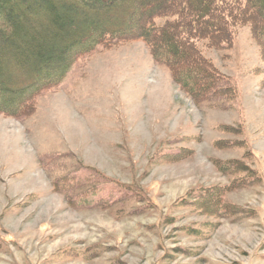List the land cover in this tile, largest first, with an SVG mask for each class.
I'll return each instance as SVG.
<instances>
[{
    "label": "rangeland",
    "instance_id": "1",
    "mask_svg": "<svg viewBox=\"0 0 264 264\" xmlns=\"http://www.w3.org/2000/svg\"><path fill=\"white\" fill-rule=\"evenodd\" d=\"M133 1L101 17L110 33L61 81L0 113V264H264V56L252 26L236 23L222 45L190 41L223 80L194 97L150 45L114 28L160 5ZM61 2L49 15L33 1L2 26L33 43L26 17H46L37 36L48 39L59 15L67 34L90 37L94 2Z\"/></svg>",
    "mask_w": 264,
    "mask_h": 264
},
{
    "label": "trees",
    "instance_id": "2",
    "mask_svg": "<svg viewBox=\"0 0 264 264\" xmlns=\"http://www.w3.org/2000/svg\"><path fill=\"white\" fill-rule=\"evenodd\" d=\"M15 1L9 4L0 0V69L9 72L4 77V83L0 84V113L7 115L20 114L30 100L46 86L61 81L80 54L92 51L95 45L103 41L104 36L110 32H107L108 28H103L105 23L101 17L107 18L110 14H121L123 10H127L124 6L122 8L121 0H104L106 3L103 0H92L94 12L90 14H94L97 22L90 37L86 33L73 37L72 34H67V25L70 22L59 15L50 17L49 25L44 28L49 38L38 37L42 25L47 22L46 17L30 15L26 17L28 22L31 20L38 26L32 27L36 33L31 36L33 43H28L22 42L19 29L7 30L2 25L6 23L8 26L10 23L13 26V18L24 14L33 1L39 4L45 0H20L19 3L18 0ZM57 1L46 0L48 4L45 8L49 15L56 14ZM80 1L83 3L84 0ZM133 2H137L133 6L137 11L141 2ZM61 3H65L66 9L73 12L83 9L81 3L72 0H62ZM159 3V7L146 16L143 13L147 5L140 4L137 13H133L127 24L123 25L115 18L114 28H121L119 34L123 38L127 36L140 39L150 45L156 59H164L176 68L178 82L194 97H200L223 80L200 57L197 49L190 43L193 38L209 35L210 40L218 42L219 45L229 43L231 37L227 31L232 35L236 23L247 21L252 26V33L261 45L264 56V0H159ZM158 18L166 21L156 26L153 22ZM106 21L108 25L109 20ZM121 25L130 31L123 32ZM61 34L66 38L60 37ZM196 34L199 35L193 37ZM42 39L39 46V40ZM52 39L57 41L50 43Z\"/></svg>",
    "mask_w": 264,
    "mask_h": 264
}]
</instances>
